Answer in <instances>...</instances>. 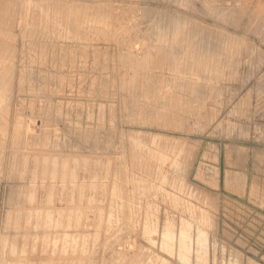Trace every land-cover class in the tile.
Listing matches in <instances>:
<instances>
[{"label": "rangeland", "instance_id": "rangeland-1", "mask_svg": "<svg viewBox=\"0 0 264 264\" xmlns=\"http://www.w3.org/2000/svg\"><path fill=\"white\" fill-rule=\"evenodd\" d=\"M0 74V264H264V0H0Z\"/></svg>", "mask_w": 264, "mask_h": 264}, {"label": "bare ground", "instance_id": "bare-ground-1", "mask_svg": "<svg viewBox=\"0 0 264 264\" xmlns=\"http://www.w3.org/2000/svg\"><path fill=\"white\" fill-rule=\"evenodd\" d=\"M4 7V6H3ZM40 24V23H39ZM6 35V34H5ZM10 37V36H9ZM49 43V42H48ZM4 44V43H3ZM2 45V44H1ZM38 45V44H37ZM4 46V45H3ZM31 46H33V45H31ZM42 46V45H41ZM9 47V46H8ZM49 47V46H48ZM52 48H54V47H52ZM61 48V47H60ZM5 49V48H4ZM43 52V51H42ZM52 53V52H51ZM54 54V53H53ZM56 55H57V53H56ZM3 59V58H2ZM1 59V60H2ZM3 67V66H2ZM0 75H2V74H0ZM2 80V79H1ZM4 83V82H3ZM2 84V83H1ZM4 84H6V83H4ZM6 88V87H5ZM1 89V88H0ZM1 92V91H0ZM1 96H2V93L0 94ZM2 98V97H1ZM0 102H1V100H0ZM19 119V118H18ZM19 120H17V122H18ZM19 123V122H18ZM17 125H19V124H17ZM20 126H22V125H20ZM20 126H18V127H20ZM29 126V125H28ZM23 127V126H22ZM14 128V127H13ZM29 128V127H28ZM21 129V128H20ZM21 131L22 130H20V133L19 134H21ZM27 131V130H26ZM19 132V130L17 131V133ZM18 134V135H19ZM28 141V140H27ZM111 200V199H110ZM185 230V229H184ZM131 244V243H130ZM131 247V246H130Z\"/></svg>", "mask_w": 264, "mask_h": 264}]
</instances>
